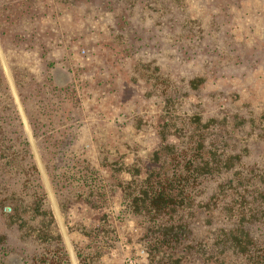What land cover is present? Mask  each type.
<instances>
[{
  "label": "rangeland",
  "instance_id": "obj_1",
  "mask_svg": "<svg viewBox=\"0 0 264 264\" xmlns=\"http://www.w3.org/2000/svg\"><path fill=\"white\" fill-rule=\"evenodd\" d=\"M34 5L40 6L47 20L38 30L43 35L46 30L50 40L45 64L54 61L51 72L56 85L72 82L79 90L76 98L84 110L78 115L89 126V149L97 163L105 150L117 145L127 163L149 164L159 148V131H167L164 122L169 120L181 126L180 140L192 134L198 119L201 124L209 118L228 121L223 128L214 126V134L201 131L206 148L217 143L225 149L220 148L224 155L235 158L236 167L214 178L206 176L202 185L204 197L215 192L223 198L216 204L211 201V218L203 219L207 212L203 211L197 220L191 219L193 234L186 256L167 264H218L226 258L215 243L214 234L221 229L251 232L254 249L264 247V0H37ZM188 34L195 35L192 42L186 39ZM11 58L15 66H25L34 75L42 68L33 50L23 58ZM0 67L70 263L78 264L73 246L77 237L72 238L69 230L78 228L82 220L98 218L102 210L97 213L82 204L60 208L59 202L70 194L64 189L57 193L52 185L1 43ZM53 114L41 117L55 119ZM69 123L55 121L48 126L52 130L39 135L60 136ZM168 131L174 138V127ZM226 131L230 133L220 141ZM17 155L15 168L26 167L25 154L18 150ZM234 171L242 176L233 175ZM6 176L7 190L0 198L12 190L20 194L28 178L10 172ZM230 180L247 186L243 199ZM30 193L31 188L25 194ZM117 198H111L106 210L119 232V243L102 264H161L154 258L152 223L133 214L131 207L121 210ZM4 223L6 218L0 215V229ZM6 231L15 264L41 252L37 244L21 240L22 231ZM228 253L232 256L226 258L227 264H246L233 251Z\"/></svg>",
  "mask_w": 264,
  "mask_h": 264
},
{
  "label": "trees",
  "instance_id": "obj_2",
  "mask_svg": "<svg viewBox=\"0 0 264 264\" xmlns=\"http://www.w3.org/2000/svg\"><path fill=\"white\" fill-rule=\"evenodd\" d=\"M36 1L0 0V43L11 65L12 77L52 178V185L57 193L64 189L70 194L69 198L59 202L60 208L69 210L82 204L97 213L102 210L98 218L82 220L78 228L69 230L72 238L77 237L73 246L78 264H102L107 253L119 243V232L109 221L111 214L106 210L116 195L121 210L131 207L133 214L141 215L145 221L152 223L154 258L159 263L167 264L169 260L171 263L175 257L186 256V247L191 246L190 234H193L191 219L197 220L203 211H207L203 219L211 218V201L214 200L216 204L223 198L215 192L209 197L203 196L205 177L209 175L214 178L236 167L234 156L224 155L221 149L224 152L225 149L221 145L212 143L210 145L213 147L206 148L208 145L201 131L214 134V126L223 128L228 121L225 118H209L201 124L198 119L192 134L180 140L178 132L181 126L169 120L164 122L167 131H159V148L154 151L153 158H149V164L144 165L143 160L127 163L117 145L105 150L102 160L97 163L89 149L92 145L89 126L85 118L78 115L84 110L82 102L76 98L79 90L72 82L56 85L51 72L54 61L45 64L48 54L46 44L50 40L46 30L44 35L39 34V27L44 26L43 22L47 20L41 8H38L40 6L34 5ZM194 37V34H188L186 39L192 42ZM32 50L42 64L35 75L25 66L19 68L11 61V57L23 58ZM45 114H53L55 119L49 117L45 120L41 117ZM55 121L70 122L65 126L66 133L54 138L39 135V131L45 134L52 130L48 126ZM168 127H174V138ZM228 133H221L220 141H225ZM18 150L28 159L26 167L18 165L15 168L13 164L18 161ZM237 158L239 162L240 157ZM11 165V169L8 168ZM168 165L170 168L166 170ZM8 172L28 178L22 182L20 194L12 190L5 198L4 195L0 198V215L5 216L7 221V225L4 223L0 229V264H15V250L6 229L18 233L22 231L21 240L37 244L41 251L32 256L28 254L27 258L21 257L16 264H71L0 67V194L7 190L5 178ZM232 173L242 176L238 171ZM246 182L249 183L248 179ZM235 183L230 180L232 188L243 199L248 192L247 186ZM29 188L32 193L27 195L25 193ZM214 235L217 237L215 243L219 244L220 252L227 259L231 255L228 251H233L246 264H264V247L254 249L256 244L250 236L251 232L241 230L235 234L221 229ZM226 258H220L218 264H227Z\"/></svg>",
  "mask_w": 264,
  "mask_h": 264
}]
</instances>
